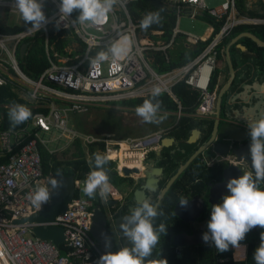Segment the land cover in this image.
<instances>
[{
    "label": "built area",
    "instance_id": "1",
    "mask_svg": "<svg viewBox=\"0 0 264 264\" xmlns=\"http://www.w3.org/2000/svg\"><path fill=\"white\" fill-rule=\"evenodd\" d=\"M132 1L121 0L103 24L81 25L72 23L78 12H73L68 20L59 21L60 0H43L45 14L50 20L44 28L29 30L31 25L19 20L14 24L26 25L23 29L0 32V86L14 84L28 101L49 109L36 112L21 128L0 130V156L10 154L9 159L0 164V264H96L103 251L91 234V228L95 199L99 195L93 199L83 194L85 180H76L78 194L71 199L65 211L46 223L63 228L62 244L56 245L51 239L40 238L33 231L35 226L43 223L28 220L37 213L29 195L37 185H47L51 176L44 174L40 146L54 152L53 144L69 146L76 138L88 144L103 142V154L115 163L118 173L123 174V167H135L131 161L141 163L149 151L161 147L170 127L137 137L118 139L106 133L96 138L80 134L72 123V117L93 107H109L117 101L145 97L154 87H160L177 102L175 115L180 118L184 112L172 88L182 80L201 95L193 115L208 116L216 109L217 93L209 87L219 55L223 53L219 46L222 39L228 37L238 24L264 23V18L239 15L235 0H225L215 8H207L204 0H199L198 9L222 21L218 31L192 60L160 73L153 68L148 53L152 50L165 52L174 44L181 31L180 15L185 12L189 0H166L176 7V22L168 42L155 40L141 30L140 23L132 20L128 11V4ZM13 4L14 0H0V8L7 9L10 15L20 16ZM194 15L195 11H192L191 16ZM52 29L53 34L66 30L72 38L64 52L56 49L50 41ZM38 33L44 36L49 65L38 78H32L20 67L18 55L25 40ZM151 34L161 35L163 31L153 30ZM123 38L127 40L121 42ZM187 38L194 43L201 40L192 34H187ZM113 40L126 43L128 55L91 65V58ZM27 137L29 139L25 141ZM226 157L229 163L240 166L243 173L252 172L243 159ZM48 204H44L41 210ZM22 218L26 220L18 222ZM229 249L234 252L233 247Z\"/></svg>",
    "mask_w": 264,
    "mask_h": 264
},
{
    "label": "trees",
    "instance_id": "2",
    "mask_svg": "<svg viewBox=\"0 0 264 264\" xmlns=\"http://www.w3.org/2000/svg\"><path fill=\"white\" fill-rule=\"evenodd\" d=\"M163 2L165 7L155 6L149 0H134L128 4V11L132 20L138 23L141 22L146 13L160 12L162 17V22L160 24H153L146 31L141 30L153 38H155V35L151 34V31L161 30L163 31V34L161 35L162 40L164 42H168L171 38L173 27L176 22V7L171 6L166 0ZM235 5L238 14L241 16L264 18V0H256L251 7L248 6V0H235ZM1 10L4 13H1ZM7 17H9L8 10L0 8V32H15L26 26L9 23ZM208 20L214 26V34L218 31L222 21H217L211 15L208 16ZM246 31L253 33L259 39L264 41V23L238 24L232 29L228 37L222 39L219 45L220 48L223 49L231 38ZM53 32L54 29L51 30L50 41L54 43L56 49L64 52V47L72 41V38L69 34H67L68 31L66 30H58L56 34H53ZM213 34L208 39L199 41L194 49H187L185 47L179 48L178 50L168 49V60L162 51H150L148 56L152 58V66L160 73L182 66L192 60L203 50V48L212 39ZM44 40V36L40 33L36 34L33 38H27L25 40L27 48L24 56L21 58L20 53L18 55L20 67L32 78H38L49 65L48 58L45 54ZM237 42L245 45L247 50L254 55L247 56V53L238 48L236 44H233L230 48V54L236 69V76L230 88L224 93L221 104V115H228V118L229 111L232 110V106L229 101L227 102V98H229V95L235 88H237L238 82L241 79V70H239L240 66L242 64L246 65L249 76L257 71L260 80L264 81V46L258 45L250 37H242ZM222 55L220 54L219 57L221 58ZM247 64L249 65L247 66ZM216 73L217 69L213 72L209 87L210 90L214 89ZM172 89L173 93L182 105V111L184 113H194L200 101V92L197 89L192 88L183 80L174 84ZM149 98H151V94L145 97L124 100L121 101V104L132 107L135 110L138 105L143 103L144 99ZM158 99L162 101L161 111L174 112L178 110L177 102L168 93L162 92V95ZM14 104H23L27 106L30 108L32 116L36 112H47L49 110L47 107L28 101L22 96L21 89L18 88V86H14V84L8 83L7 85L0 86V130L9 128L18 129L25 126L26 122L15 127L10 124L8 111ZM262 118H264V110ZM213 123V120L204 119L196 122L192 117L183 115L176 122L175 127L170 133L175 136L178 142H186L191 130L195 127H199L203 132L198 141V145L193 146V149L191 150V152H193L199 145L208 140L213 129ZM28 139L29 137H27L25 141ZM104 147L103 142L89 143L85 146L79 138L73 140L71 145L60 153L49 152V150L45 147L40 146L44 174L48 175L59 172L66 176L75 175L78 179L85 180L87 173H90V171L94 169V155L98 152L103 154ZM9 156L10 154L0 156V164L6 162L9 159ZM198 167L199 163L197 161L191 163L183 173L184 179H194L199 174ZM106 168L110 177V183H113L118 176L115 163L109 160ZM212 175L219 178L221 176V167L212 170ZM77 194L78 190L76 189V195ZM97 200L98 197L95 199V204L97 203ZM161 207H163V205H161ZM160 210L163 212V209ZM161 219L162 217L159 216L155 220V224L159 225L161 223ZM262 232H264V228L258 226L253 228L246 234L245 239L240 242V248H234V252L231 249L225 252H218L215 245L212 243L210 246H201L196 252H186L182 257H178L174 252L164 254V256L169 257L168 259L166 258L168 264H255V260L253 258L254 252L261 243ZM244 244L247 245V249ZM245 251H247L246 259L241 260L245 257ZM161 253L158 254V252L154 249L152 256L149 257L148 260L152 261L153 264H159V261L161 260ZM220 258H226V260L220 261Z\"/></svg>",
    "mask_w": 264,
    "mask_h": 264
},
{
    "label": "clouds",
    "instance_id": "3",
    "mask_svg": "<svg viewBox=\"0 0 264 264\" xmlns=\"http://www.w3.org/2000/svg\"><path fill=\"white\" fill-rule=\"evenodd\" d=\"M120 2L121 0H60L59 21L68 20L73 12H78L72 23L103 24ZM13 6L19 11L23 22L31 25L29 30L39 31L50 22L44 11L43 0H14ZM59 21L56 23L57 28ZM161 22L160 12H148L142 18L140 28L146 31L153 24ZM128 52L126 43L113 40L91 58L90 64L96 65L110 58L124 57ZM161 95L162 89L154 87L151 98L144 99L143 103L135 108L136 115L146 123L158 124L166 119L167 114H161L162 101L158 99ZM31 116L30 108L23 104H14L8 111L9 121L13 127L27 122ZM247 126L254 172H245L238 178H230L227 181L226 188L229 194L222 196V202L211 206L207 231L202 235L203 241L212 242L218 252H225L230 246L240 248V242L249 231L257 226L264 228V187H261V184H264V118L253 120ZM108 163L107 155L99 152L94 155V169L87 175L82 188L84 195L94 199L98 194L101 199L107 200L111 191L106 168ZM61 186V181L56 177H50L47 185L35 187L29 195V200L36 212H39L44 204L51 202L53 192ZM179 203L186 207L188 199L181 198ZM162 215L158 203L149 197L138 199L136 206L130 210L129 215L122 218L119 225L122 236L130 246H122L115 251L103 253L96 264H153L148 258L160 243L161 234L165 235L167 232L165 223L155 224V220ZM105 239L107 241L108 238ZM253 258L255 264H264V232L261 233V243L256 248ZM159 264H168V261L162 258Z\"/></svg>",
    "mask_w": 264,
    "mask_h": 264
},
{
    "label": "flooded vegetation",
    "instance_id": "4",
    "mask_svg": "<svg viewBox=\"0 0 264 264\" xmlns=\"http://www.w3.org/2000/svg\"><path fill=\"white\" fill-rule=\"evenodd\" d=\"M208 116H197V118L198 121L199 118L200 120L214 121L215 117L208 119L206 118ZM222 117L228 118V115H222ZM180 118H177L176 122ZM176 122L174 126L172 125L173 128ZM195 128L200 129L199 127ZM201 132L203 131L201 130ZM183 144L185 142L177 141L171 147L162 145L157 149L149 151L147 156L141 160V163L139 161H131L135 166L133 168H136L137 171H134L129 176L118 173L116 180L110 183L112 188L107 200H103L98 196L97 203L94 207H97L101 211L102 226L98 233L100 238L98 244L103 253L107 252L105 249L115 251L119 247L130 246L122 236L119 225L122 218L129 215L130 210L136 206V201L144 197H149L152 201L159 204L160 209H163L161 223L167 225V232L165 235L161 234L160 243L155 248L158 254L162 252L160 255L161 259H168L169 257L164 256L167 253L174 252L178 257H182L186 252H196L201 246H210L212 244V242L205 243L202 235L207 231V222L210 219L211 206L222 202V198H217V193L220 191H215L213 195H210L209 185H211L210 183L214 184L222 180L221 176L219 178L213 176L212 170L221 167L222 171L225 166L223 161H218L215 157L208 158L203 153H199L191 162L197 161L199 163V174L192 180L184 179L183 173L189 167L190 163L160 198V194L167 186L168 181L179 169L178 166L172 173H168L170 166L176 167L175 164L172 165V161L179 155ZM152 157L154 160L151 159ZM222 159L228 161L227 157ZM140 191H142V195ZM181 198L188 199L186 207L180 205L179 200ZM106 237L108 238L107 241L105 239ZM176 242L186 244L177 245ZM188 242L197 243L188 244Z\"/></svg>",
    "mask_w": 264,
    "mask_h": 264
},
{
    "label": "water",
    "instance_id": "5",
    "mask_svg": "<svg viewBox=\"0 0 264 264\" xmlns=\"http://www.w3.org/2000/svg\"><path fill=\"white\" fill-rule=\"evenodd\" d=\"M151 1L155 6L158 7H165L163 0H149ZM242 37H250L253 41H255L258 45L264 46V41L259 39L256 35L253 33L246 31L238 34L237 36L231 38L226 46L225 51L227 55V62H228V68H229V79L227 83L221 88L217 95V102H216V113H215V119L213 124V129L211 132L210 137L208 140L202 144L188 159L187 161L180 166V168L177 170L176 174L171 177V179L168 181L167 186L160 194V198L163 196L165 191L169 188V186L174 182V180L177 178V176L182 173L188 165L198 156L199 153H203L206 157L217 158L218 161H223L225 163V166L223 170L221 171V178L222 180L217 183H210V195H213L215 191H220L217 193V198H222V196L225 193H228V189L226 188L227 181L230 178H238L240 175L243 174L242 169L238 165H234L229 163L227 160L224 161L222 159V156H233L237 160H244L249 168L254 172V169H252L251 164V156H250V136H249V128L247 125L240 124L238 122H235L234 120H230L228 118L222 117L221 115V104L224 93L230 88L233 80L236 76V69L234 67L232 57L230 54V48L233 44H236L238 48H240L243 51L247 50V47L241 43H238L237 41ZM27 43L24 42L20 46V57L22 58L26 52ZM201 130L198 128H193L191 131V134L189 138L187 139V143H194L197 142L201 135ZM176 142V139L174 137H165L162 141V145L165 147H171ZM134 171H137L136 168H128L123 167L122 173L125 176H129ZM55 172L52 173L50 177H56L59 181H61L62 186L58 188L56 191L52 194V200L51 202L45 206L44 209L41 211L31 215L28 220L35 221L39 224L34 227V233L43 239H51L56 245H60L64 242V230L62 227L54 226L46 224L47 222L52 221L55 216L63 212L67 209L68 203L71 201V199L76 194V180L78 179L75 175H60L61 173ZM156 182V181H155ZM261 187H264V184H261ZM142 189V187H140ZM140 194L142 195V191H140ZM229 194V193H228ZM101 211L94 207V216H93V224L91 228V234L93 237L100 242V238L98 236L99 230L101 229ZM25 218H22L18 222L25 221ZM195 244L197 242H188V244ZM177 245H184L186 243H180L176 242ZM105 251H108V249H105Z\"/></svg>",
    "mask_w": 264,
    "mask_h": 264
},
{
    "label": "crops",
    "instance_id": "6",
    "mask_svg": "<svg viewBox=\"0 0 264 264\" xmlns=\"http://www.w3.org/2000/svg\"><path fill=\"white\" fill-rule=\"evenodd\" d=\"M198 1L199 0H189V4L185 5V12L184 13H187L192 18H196V19L198 18V19L203 20L207 24V26L204 28V31L200 34H197V33L191 32V31H185V30L181 29L179 26V29L181 31L178 34V36L176 37L174 44L172 46H170L169 48H167V50L165 52L162 51L165 54L167 60L169 59L168 49H171V50L177 49L178 50L179 48H182V47H185L187 49H194L196 47L197 43L189 41L187 38V34H192V35H195L197 37H200L201 38L200 41H204V40L208 39L213 34L214 26L208 20V16H209L208 13L205 11H201L200 9H198L196 7ZM224 1H222L221 3L216 2L215 6L209 7L206 3V0H204L207 8L218 7ZM255 1L256 0H248V6L251 7L255 3ZM192 11H195L194 16H191ZM179 23H180V18H179ZM161 35H155L154 39L155 40H158V39L162 40ZM225 49L226 48L224 47L223 48V55L221 56V58L220 57L218 58V64L216 67V69H217L216 81H215L213 90L216 91L217 95H218L219 91L221 90V88L227 83V81L229 79V68H228L227 55H226ZM244 52L247 53V56L254 55L253 53L249 52L248 50H246ZM151 61H152V58H151ZM151 64H152V62H151ZM248 65L249 64H247V66ZM239 70H241V74H240L241 79L238 82L237 88H235L234 91L229 95V98H227L228 99L227 102L229 101V103H231V106H232V110L229 111V118L234 120L235 122L240 123V124L248 125L249 121L251 122L255 119L254 110H256L257 106H251V99L254 96H256V99H257L256 101H260V104H261L260 110L262 112V117H263L264 81H261L260 77L259 78L253 77L252 75H254V74H251L249 76V73H247L246 65H244V64H242L240 66ZM251 77H253V78H251ZM119 107L134 109L132 107H128L125 105H123V106L121 105ZM164 112L165 113L168 112V113L172 114L174 116L175 122H176V120H177V116L175 115L176 111H174V112L161 111V113H164ZM215 113H216V110L206 118H208V119L214 118ZM184 115L192 117L194 121H198L197 116H194L193 113L186 112V113H184ZM242 119H246L247 121L244 122V121H242ZM199 120H200V118H199ZM171 126L172 125L162 127V128L170 127V129H169L170 131L168 132L166 137L170 136V137L175 138V136L171 135V133H170L171 130H173L172 128H173L174 124H173L172 128H171ZM162 128H158V129H162ZM190 134H191V132L189 133V136H190ZM201 135H202V133H201ZM201 135H200L199 139L201 138ZM189 136H188V138H189ZM199 139L197 140V142H194V143H187V140H186L185 144H183V146H181L179 155L177 157H175L174 160L172 161V165L175 164L176 167L170 166L168 168V173H172L178 166L180 168V166H182V164L187 161V159L191 156V153H192L191 150L193 149V146L198 145ZM176 142H177V140H176ZM178 148H180V147L178 146ZM151 159L154 160L153 157ZM245 246L247 249V245H245ZM246 252L247 251H245V257L241 260L246 259ZM224 260H226V258H224Z\"/></svg>",
    "mask_w": 264,
    "mask_h": 264
},
{
    "label": "rangeland",
    "instance_id": "7",
    "mask_svg": "<svg viewBox=\"0 0 264 264\" xmlns=\"http://www.w3.org/2000/svg\"><path fill=\"white\" fill-rule=\"evenodd\" d=\"M222 1L224 0H206V3L209 7H211L215 6L216 2L221 3ZM1 13L4 12L1 10ZM7 19L9 23L13 24L19 20L23 21L21 16L10 14ZM179 26L185 31H191L194 33H197L196 31H198L197 34H200L204 31V28L207 26V24L201 19L192 18L187 13H182L180 15ZM252 76L259 78L257 71ZM256 100V96L251 99V106H257L256 110H254V120H259L262 118V112L260 110L261 104L260 101ZM121 105V101H117L112 103V106L109 107H93L85 113L73 116L72 123L78 132L84 136L99 138L103 134L111 133L115 138L123 139L127 137L146 135L157 130L158 128L173 125L175 122L174 116L167 112V117L162 122L158 124L146 123L142 120V118L136 115L134 109L119 107ZM242 121L245 122L247 120L242 119ZM45 136L48 137V135ZM83 142H85V140ZM86 143L87 142H85V144ZM67 147L68 146H63V143L52 145L53 150H56L54 152L58 153L65 150Z\"/></svg>",
    "mask_w": 264,
    "mask_h": 264
},
{
    "label": "bare ground",
    "instance_id": "8",
    "mask_svg": "<svg viewBox=\"0 0 264 264\" xmlns=\"http://www.w3.org/2000/svg\"><path fill=\"white\" fill-rule=\"evenodd\" d=\"M198 33V31H196ZM125 40V38H123V40L121 42H123Z\"/></svg>",
    "mask_w": 264,
    "mask_h": 264
}]
</instances>
